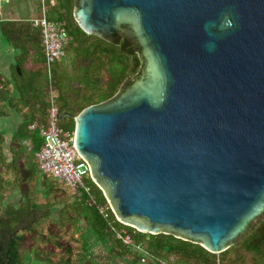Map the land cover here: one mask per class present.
I'll return each instance as SVG.
<instances>
[{"label": "water", "instance_id": "obj_1", "mask_svg": "<svg viewBox=\"0 0 264 264\" xmlns=\"http://www.w3.org/2000/svg\"><path fill=\"white\" fill-rule=\"evenodd\" d=\"M74 19L87 35L129 26L146 62L73 118L116 221L226 251L264 212V0H79Z\"/></svg>", "mask_w": 264, "mask_h": 264}, {"label": "trees", "instance_id": "obj_2", "mask_svg": "<svg viewBox=\"0 0 264 264\" xmlns=\"http://www.w3.org/2000/svg\"><path fill=\"white\" fill-rule=\"evenodd\" d=\"M54 1V6L49 7L50 19L64 24L68 38L65 54L66 51H74L75 73V79L69 82L52 77V88L57 92L54 104L59 113L58 126L73 134L74 117L89 106L105 105L118 98L144 74L146 62L129 26H123L116 35H87L74 19L79 0ZM0 34L20 51L17 69L13 72L15 89L0 76V117L6 118L12 113L20 115L21 123L13 135L12 144L16 143V148L27 154L26 164L34 185L43 188L42 193L35 196L26 193L19 207L5 202L17 188L15 173L18 166L14 159L7 162L2 148L3 139L0 138V264H26L23 259L26 253L33 262L40 264H97L89 254L95 243L111 260L141 264V253L124 245L116 238V233L129 236L134 246H139L143 253L155 259L146 264H161L162 261L169 264H264V212L230 243L226 251L215 255L199 243L175 238L172 233L149 235L121 225L89 177L84 179L88 193L79 190L73 194L64 184L41 173L36 154L44 144L39 130L47 124L49 83L44 59L39 65L31 58L32 48L43 54L41 36L30 22L14 21H1ZM29 64L32 72L25 70ZM110 68H115L112 75H109ZM63 85L68 90L74 86L77 88L73 89L77 95L72 104L67 101ZM13 90L17 91L16 95ZM63 114L70 116L61 119ZM33 125L36 127L30 129ZM26 140L29 144L25 146L22 142ZM12 144L10 151H14ZM41 197L43 199L38 201ZM54 204L62 205L57 222L51 218ZM41 221L55 222L58 231L62 230L66 235H42L34 230ZM82 222L84 231L80 230ZM66 236L69 240L64 246L62 241ZM71 243H76V247H71ZM170 258L173 261L169 262Z\"/></svg>", "mask_w": 264, "mask_h": 264}, {"label": "built area", "instance_id": "obj_3", "mask_svg": "<svg viewBox=\"0 0 264 264\" xmlns=\"http://www.w3.org/2000/svg\"><path fill=\"white\" fill-rule=\"evenodd\" d=\"M38 16L31 19V26L39 31L43 51L46 76L49 83V107L47 110V124L40 128L39 135L43 139V147L36 154V161L41 173L64 184L74 194L79 190L88 193L84 179L89 177V166L83 160L74 145L73 134L58 126L59 113L54 104L55 91L52 88V64L59 62L65 56L67 45V32L63 23L52 21L49 7L54 6V0H38ZM36 125L30 127L34 129ZM116 238L124 245L135 248L141 253V264L155 260L151 255L143 253L139 246H134L132 239L116 233ZM161 264H169L162 261Z\"/></svg>", "mask_w": 264, "mask_h": 264}, {"label": "rangeland", "instance_id": "obj_4", "mask_svg": "<svg viewBox=\"0 0 264 264\" xmlns=\"http://www.w3.org/2000/svg\"><path fill=\"white\" fill-rule=\"evenodd\" d=\"M3 10L1 11V15L0 18L2 19H12V17L7 16V11H11V13L13 15L16 16L17 19H15V22H25L28 23L31 19L36 18L38 16L37 11L35 9H33V7L29 8L28 7V2L26 0H10L9 2H5L3 3L2 6ZM16 48H13V46L6 41L4 38L0 39V55H2L3 57L0 59V66H2L3 68L6 67L8 64L4 63L2 60L5 59L6 61L8 60L7 56L5 54H7L8 50L11 53V57H14L13 60H16L20 57V51L19 49L15 50ZM33 51V56L34 59L39 65L42 62L43 58V54L41 51L32 48ZM74 58V51H66L65 56L59 61L56 62L54 64H52L51 66V75L55 80H60L61 78L64 79L65 81L69 82V81H73L75 79V73H74V69H73V61ZM4 60V61H5ZM10 62V61H9ZM18 64V62L16 63ZM16 68L13 67V72H15ZM27 72H32V68H30V64H29V68L27 67L25 69ZM46 71V70H45ZM106 73H107V69H105ZM115 72V68H110L109 69V75H112ZM14 74V73H13ZM105 76V75H104ZM40 77V75H39ZM107 77V75H106ZM37 83V80H36ZM35 83V84H36ZM135 83V82H134ZM133 83V84H134ZM66 84V83H65ZM132 84V85H133ZM92 86V84L90 85ZM69 88H67L65 85H63V90L64 92L67 91L65 94L67 95V101L68 103H71V101H75L76 100V92L73 91L76 90L77 88L74 86L71 90H68ZM97 92H101V90H97ZM55 93L57 94L56 90ZM102 95L99 94V98L101 99ZM72 104V103H71ZM101 106V105H99ZM74 107V106H72ZM68 121V120H67ZM7 124H11L12 126V122H6ZM17 121L13 122V125H16ZM6 127H10V126H6ZM4 128V126L0 127V129L2 130ZM4 135V134H3ZM2 135V136H3ZM8 138V134H6ZM5 135V136H6ZM5 136L3 138H5ZM2 138V139H3ZM12 146L14 148H16V143H13ZM3 148V145H2ZM4 149V148H3ZM5 152V150L3 151ZM6 153V152H5ZM13 158H14V151L13 153H11ZM22 154L19 155V158H16V163H17V170H16V175H17V180L18 184H17V189L18 192H11L10 194V198L8 197L6 199L5 202L9 203L12 202V204L15 207H19L22 204L23 201V197L25 196L26 193H32L30 195H36L37 193H42L41 191L43 190L42 187H36L34 185V178L31 176V172L30 169L28 168L27 164H26V158L21 156ZM15 160V159H14ZM52 197V196H51ZM39 199V198H38ZM41 199H43L42 197L38 200L40 201ZM54 202H51V204ZM62 208V205H56L54 204L52 207V215L51 218L53 219V221L57 222L58 221V216L60 213V210ZM49 222V221H41L37 227H34V230L40 232L42 235L48 234V233H52V234H57L58 236H64L66 235L64 231H58V227L56 226L55 222ZM85 226L83 225V222L80 225V230L84 231ZM69 237L66 236V239L62 241V245H66L68 243ZM76 243H71V247H76ZM29 246V243L27 242L26 247ZM50 248H54L55 250H57V248H55L53 245H50ZM24 253H22L23 255ZM89 254L91 255L90 257L95 260V262L97 264H127V262H124L122 260L119 259H109V257L103 252V250L95 243L89 250ZM31 256L29 254H24V262L27 264H40L39 262H33V260L30 259ZM169 262L173 261L172 258H170L168 260Z\"/></svg>", "mask_w": 264, "mask_h": 264}, {"label": "crops", "instance_id": "obj_5", "mask_svg": "<svg viewBox=\"0 0 264 264\" xmlns=\"http://www.w3.org/2000/svg\"><path fill=\"white\" fill-rule=\"evenodd\" d=\"M7 1L9 2L10 0H0V10H3V8H2L3 3L7 2ZM26 1L28 2V7L29 8L33 7V9H35L37 11V14H39V12H38V8H39L38 7L39 6L38 0H26ZM7 12H8L7 16H9V17L11 16L12 19L0 18V22L1 21H14L15 19H17L16 16L11 13V11H7ZM0 15H1V11H0ZM1 38L3 39V37L0 34V39ZM11 53L12 52H10L8 50L7 54H5L8 58V60L7 61L5 59L2 60L4 63H7L8 65L4 68L2 66H0V76H2L4 79L8 80L11 83V86L15 89V84L13 82V67L16 68V63H15V60H13L14 57H11ZM0 57L2 58L3 56L0 55ZM33 57L34 56L32 55L31 58H33ZM27 67H29V65ZM13 94L16 95L17 91L13 90ZM10 121L12 122V126H11V124L6 123V122H10ZM15 121H17V123H16V125H13V122H15ZM20 123H21V117L19 114H16V113H12L9 117H6V118L0 117V127L4 126V128L2 130L0 129V138H3L6 134H8V138H6L7 137V135H6L5 138H3V143H2L3 148H4L3 151L5 150V152H6V153L4 152V155L6 156L7 162L11 161L12 159L16 160V158H19L20 154H22L21 156L24 158H26V156H27L26 153L19 151L17 148H14V154H13L14 158H13V156L11 154V153H13V151L12 150H11L12 152L10 151V147H11V144L13 141V135L17 132ZM6 126H10V127H6ZM22 143L25 146L29 144V142L27 140L23 141ZM13 192H18V189L15 188L13 190ZM9 203H12V202H9Z\"/></svg>", "mask_w": 264, "mask_h": 264}]
</instances>
